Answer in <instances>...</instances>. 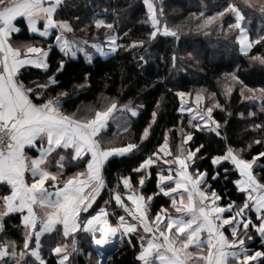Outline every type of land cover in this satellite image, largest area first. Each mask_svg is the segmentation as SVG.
Instances as JSON below:
<instances>
[{"label": "snow or ice", "instance_id": "snow-or-ice-1", "mask_svg": "<svg viewBox=\"0 0 264 264\" xmlns=\"http://www.w3.org/2000/svg\"><path fill=\"white\" fill-rule=\"evenodd\" d=\"M143 2L147 7L146 22L150 24L147 38L154 40L163 35L178 40L179 32L162 23L163 8H158L155 0ZM64 5L65 0H0V182L7 186L0 192V264H50L43 254L41 238L45 234H54L49 253L56 258V264H73V254L80 251L81 233L89 234L97 247L98 264L118 233L121 239L127 237L133 247V237L139 240L138 264H264V149L252 151L253 145L264 146V121H250L253 138L246 145L229 143L216 155L208 154L202 143L191 147L195 132L189 127L207 129L228 139L213 115L214 108L223 107L219 101L200 106L207 99L204 90L195 93V105L185 101L192 93H176L181 100L178 111L189 117L187 125L181 121L179 142L172 129L165 130L153 151L142 157L128 175L118 176L117 186L110 189V199L98 210L89 211L107 187L105 172L110 158L134 155V150L141 147L131 141L117 146L100 133L115 114L123 111L136 116L137 108L131 102L118 105L113 100L82 114H78L79 110H64V98L69 93L50 91L58 85L57 74L64 70L65 60L60 59L55 72L49 75L52 45L46 49L22 33L39 34L41 38L55 35L56 46L65 56L74 57L82 51L89 60L92 54L85 46L90 41L77 38V31L94 26L99 34L103 29L108 52L143 48L145 40L132 39L122 45L113 32L114 23L99 18L78 29L69 19L60 18ZM225 16L232 21L226 29ZM218 20V30L226 38L227 32H235L234 39L245 55L254 44L264 42V36L250 39L245 14L231 0L204 18L197 31L209 34ZM91 47L108 54L102 43L92 41ZM139 59L143 61L144 57ZM171 59L175 67V52ZM249 60L264 66V54L252 55ZM27 66L42 69L47 79L25 82L22 77ZM228 76L230 80L224 83L226 96L239 85L243 99L260 100L264 105V88H248L239 68ZM157 115L154 110L140 141L149 137ZM205 158L210 160V167L201 169L199 162ZM67 167L77 170L64 178ZM221 176L234 185L238 199L225 201L213 187L212 182ZM233 176L236 178L229 179ZM153 180L156 190L150 194L143 191L146 183ZM160 196L167 197L170 203L153 211L154 201ZM112 201L124 215L109 211ZM113 215L115 222L110 219ZM13 218L22 229L20 243L8 238V221ZM254 239H259L260 246L250 248L249 242Z\"/></svg>", "mask_w": 264, "mask_h": 264}, {"label": "trees", "instance_id": "trees-1", "mask_svg": "<svg viewBox=\"0 0 264 264\" xmlns=\"http://www.w3.org/2000/svg\"><path fill=\"white\" fill-rule=\"evenodd\" d=\"M228 0H155L157 6L163 8L162 22L179 32V39L158 35L154 40L147 38L150 24L146 22L147 11L143 0H65V5L60 13V18L69 19L78 29L91 24L100 16L114 23V29L119 37L118 43L126 45L132 39H144L143 48L118 49L107 57L94 55L88 60L84 55L75 58L66 57L54 44V35L48 39H41L36 35L23 36L36 39L42 45H52L49 50L48 62L51 75L55 72L60 59L65 60V68L57 74L58 85L52 86L50 94L66 90L69 95L64 98L63 109L78 114L86 113L89 109L102 107L115 100L118 105H127L137 108V115H128L126 122L127 132L118 130L113 124L100 133L105 140H112L117 146L129 141L141 145L135 154H127L123 157L110 158L111 163L105 172L107 187L101 192L93 209L97 210L104 205L105 200L110 199V189L117 186V178L120 175H128L131 169L144 156L153 151L161 141L163 132L172 129L179 141L178 129L181 121L186 123V115L178 111L181 100L177 92L194 93L204 90L206 94L215 93V100L223 106L214 108V117L220 121L225 129L227 140L218 137L214 133L204 130L194 131V141L191 147L205 144L206 151L210 155L220 154L227 144L239 147L246 145L252 138L250 121H264L262 102H251L242 98L239 85L234 87L230 96L224 94V83L230 80L229 73L239 68V73L244 84L248 88L259 90L264 88V66L258 62H252L249 57L256 54H264V42L254 44L250 52L245 55L239 51L238 43L234 39L235 32L218 30L219 20L211 27L212 31L205 34V30L197 31V25L201 24L204 16L212 15L221 10ZM237 3L245 14V24L252 40L264 36V5H251L247 0H231ZM250 5V6H249ZM79 18V19H77ZM227 23L232 22L225 16ZM88 24V25H89ZM97 34L94 26L84 32L77 31L76 36L92 40ZM127 33V35H125ZM177 55L176 66L172 65V53ZM191 53V56L189 55ZM143 56L144 60L139 57ZM25 82L43 81L47 77L42 69L28 67L22 77ZM83 85V86H81ZM160 102L157 107V102ZM157 111V122L152 125L149 137L140 141L143 128L151 121L152 112ZM244 113L243 116L240 114ZM248 113H255L249 116ZM227 121V124H224ZM173 126H176L175 128ZM264 149V146L253 145L252 151ZM201 169L210 167V160L205 158L199 162ZM225 167H229L225 164ZM77 168L67 167L64 177L71 175ZM223 170L221 169V172ZM135 175V174H133ZM236 177H229L235 179ZM213 187L221 192L225 201L229 198L238 199L239 194L234 185L226 183L223 176L212 182ZM7 186L0 184V192ZM122 188V185H120ZM154 180L146 183L143 191L151 193L155 191ZM167 197L160 196L155 199L153 211L159 210L161 205L169 204ZM109 211L123 214L122 209L115 206V202L108 206ZM15 216V214H13ZM110 219L115 222L116 216ZM19 221L15 218L8 221V238L21 242L22 229L18 228ZM54 234H45L42 238L43 254L50 264H56V258L49 253V242ZM58 239V237H56ZM136 247L128 243V238H120L115 251L101 264H138L136 255L139 249V240L133 237ZM260 246L259 239L249 242L250 248ZM80 251L73 254V264H98L96 250L93 248L89 234L81 233L78 237Z\"/></svg>", "mask_w": 264, "mask_h": 264}, {"label": "rangeland", "instance_id": "rangeland-1", "mask_svg": "<svg viewBox=\"0 0 264 264\" xmlns=\"http://www.w3.org/2000/svg\"><path fill=\"white\" fill-rule=\"evenodd\" d=\"M144 3V2H143ZM251 5H258V6H260V8H262V6L264 5V0H250V2H249ZM145 5V4H144ZM158 8H160L159 6H157ZM145 8H146V11H147V7H146V5H145ZM213 15V14H212ZM207 16H211V15H207ZM207 16H203V18H202V16H201V18L204 20V18H206ZM147 18V17H146ZM99 19H105V17H103V16H100L99 17ZM106 20V19H105ZM147 20V19H146ZM203 20H202V22H203ZM109 22H112V21H109ZM201 22V23H202ZM163 23V22H162ZM89 24V23H88ZM88 24H86V25H88ZM246 25V24H245ZM247 27V26H246ZM248 29V28H247ZM103 29L102 30H100V33H99V35H95V33H94V35H95V38L94 39H92V40H89L90 41V43H89V45H86L85 47L87 48V50L91 53V54H93V52L95 51V49L94 48H92L91 47V42L92 41H95V42H98V43H102L103 45H104V51L105 52H108V41H106L105 39H104V37H103ZM113 32H114V34H116L117 35V33H116V31H115V29L113 30ZM248 32H249V30H248ZM76 35V34H75ZM250 35V34H249ZM77 38H80V37H78V36H76ZM80 39H83V38H80ZM250 39H251V37H250ZM239 46V45H238ZM240 51V50H239ZM241 52V51H240ZM100 53V52H99ZM110 53H113V52H108V54H110ZM242 53V52H241ZM244 54V53H243ZM103 55V54H102ZM197 91H200V90H197ZM197 91H195L194 93H192V96L191 97H185V101L187 102V103H191V104H193V105H195V93L197 92ZM213 100H215V98L212 96V94H207V99H205L204 101H202L201 102V107H203V105L204 104H207V103H210V102H212ZM249 101H251V102H256V103H258V100H249ZM193 110L195 111V107L193 108ZM82 113H83V111H81ZM129 113V112H128ZM129 114H131V113H129ZM185 115H186V120L189 118L188 117V114L187 113H184ZM114 119V117L109 121V123H108V125L109 124H113L118 130H121V131H123V129H124V126H122V123H123V120L121 121L120 120V122H122V123H117V121H115V120H113ZM186 123H187V121H186ZM108 127V126H107ZM107 127L105 128V129H103L102 131H104V130H106L107 129ZM101 131V132H102ZM178 136H179V129H178ZM179 140H180V136H179ZM179 142V141H178ZM54 171H55V169H54ZM64 178H66V177H64ZM125 200H126V197H125ZM127 203H131V202H129V201H126ZM99 209V208H98ZM97 209V210H98ZM123 211V210H122ZM125 213L123 212V214L122 215H124ZM119 240H120V234L118 233L117 234V237L116 238H114V242L111 244V245H109V246H107L106 247V249L107 248H110V247H112L114 244H118V242H119ZM93 245V244H92ZM94 246L95 245H93V248H94ZM97 251V250H96ZM98 260H99V256H98V252H96V260L95 261H97V263H98ZM103 262V261H102Z\"/></svg>", "mask_w": 264, "mask_h": 264}, {"label": "crops", "instance_id": "crops-1", "mask_svg": "<svg viewBox=\"0 0 264 264\" xmlns=\"http://www.w3.org/2000/svg\"><path fill=\"white\" fill-rule=\"evenodd\" d=\"M29 35H36V36H38L39 38H41L40 36H39V34H33V33H28ZM51 36V35H50ZM49 36V37H50ZM49 37H44V38H41V39H48ZM70 38H71V36H70ZM32 42H34V43H37L38 45H42L40 42H38L36 39H32ZM53 44L56 46V43H55V35H54V42H53ZM46 49L48 48V46L46 45H43ZM57 47V46H56ZM58 48V47H57ZM59 49V48H58ZM110 54H112V53H110ZM110 54H107V55H102L101 53H99V52H97L96 50L93 52V54L91 55V58L94 56V55H100V56H102V57H107V56H109ZM78 55H84L85 56V54H84V52H82V51H78L77 53H76V55L73 57V56H66V57H70V58H75V57H77ZM89 60V59H88ZM28 67H34V66H27V68ZM35 68V67H34ZM128 115H131V114H129L128 112H123V111H121V112H118L117 114H115L114 115V119L113 120H115V121H117V123L119 124V123H122V122H120V120L122 121L123 120V123H122V126H124V128H126V122H127V117H128ZM132 116V115H131ZM26 151H27V149H26ZM29 155H34L35 153L34 152H29L28 153ZM54 169H55V167H53V171H54ZM26 176L27 177H29L30 178V173H26ZM0 184H4L3 182H0ZM130 202V201H129Z\"/></svg>", "mask_w": 264, "mask_h": 264}, {"label": "water", "instance_id": "water-1", "mask_svg": "<svg viewBox=\"0 0 264 264\" xmlns=\"http://www.w3.org/2000/svg\"><path fill=\"white\" fill-rule=\"evenodd\" d=\"M116 247L117 244H114L112 247L106 249L103 261L106 260L115 251ZM94 249L97 250V247L94 246Z\"/></svg>", "mask_w": 264, "mask_h": 264}, {"label": "bare ground", "instance_id": "bare-ground-1", "mask_svg": "<svg viewBox=\"0 0 264 264\" xmlns=\"http://www.w3.org/2000/svg\"><path fill=\"white\" fill-rule=\"evenodd\" d=\"M114 242V241H113ZM106 252V249L104 250Z\"/></svg>", "mask_w": 264, "mask_h": 264}]
</instances>
